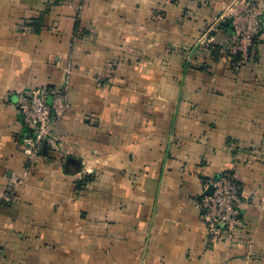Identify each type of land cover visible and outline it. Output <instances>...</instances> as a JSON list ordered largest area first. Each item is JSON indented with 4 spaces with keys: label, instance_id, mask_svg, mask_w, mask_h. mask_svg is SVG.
I'll use <instances>...</instances> for the list:
<instances>
[{
    "label": "crops",
    "instance_id": "obj_1",
    "mask_svg": "<svg viewBox=\"0 0 264 264\" xmlns=\"http://www.w3.org/2000/svg\"><path fill=\"white\" fill-rule=\"evenodd\" d=\"M233 1L0 0V197L25 166L17 93L68 101L60 152L0 203V264H264V37L233 68ZM224 170L243 226L211 246L195 199Z\"/></svg>",
    "mask_w": 264,
    "mask_h": 264
},
{
    "label": "built area",
    "instance_id": "obj_2",
    "mask_svg": "<svg viewBox=\"0 0 264 264\" xmlns=\"http://www.w3.org/2000/svg\"><path fill=\"white\" fill-rule=\"evenodd\" d=\"M222 19H228L233 35L231 40L218 46L233 58L232 66L240 68L248 62L254 46L264 37V17L261 7L248 0H234L224 11ZM202 41L211 42L203 37ZM211 49H216L214 46ZM15 110L21 115L28 134L22 139L25 166L22 174L8 178L0 197L1 204H12L17 199V188L24 182L35 159L47 145L60 152L55 128L68 108L67 89L40 86L17 93ZM87 171V168H85ZM211 188L210 193L206 191ZM241 185L231 170L212 175L203 185V191L195 199L200 211L208 244L219 242L224 233L243 226L241 218Z\"/></svg>",
    "mask_w": 264,
    "mask_h": 264
},
{
    "label": "water",
    "instance_id": "obj_3",
    "mask_svg": "<svg viewBox=\"0 0 264 264\" xmlns=\"http://www.w3.org/2000/svg\"><path fill=\"white\" fill-rule=\"evenodd\" d=\"M211 192V188H209L207 191H206V193H210Z\"/></svg>",
    "mask_w": 264,
    "mask_h": 264
}]
</instances>
